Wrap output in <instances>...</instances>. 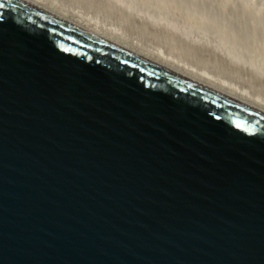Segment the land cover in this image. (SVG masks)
I'll return each mask as SVG.
<instances>
[{
    "label": "water",
    "instance_id": "water-1",
    "mask_svg": "<svg viewBox=\"0 0 264 264\" xmlns=\"http://www.w3.org/2000/svg\"><path fill=\"white\" fill-rule=\"evenodd\" d=\"M0 264H264V114L0 0Z\"/></svg>",
    "mask_w": 264,
    "mask_h": 264
},
{
    "label": "rangeland",
    "instance_id": "rangeland-1",
    "mask_svg": "<svg viewBox=\"0 0 264 264\" xmlns=\"http://www.w3.org/2000/svg\"><path fill=\"white\" fill-rule=\"evenodd\" d=\"M46 1L48 3L56 1L58 3L57 6L67 10L69 13H76L86 18L95 17L101 23L104 22L108 26L120 28L127 38L138 40L142 45L149 48L155 49L157 47L166 54L180 57V59L189 64L204 68L214 75H218L239 87L247 89L251 94L261 95L264 98V76L260 75V72V74L256 73L259 70L255 71L252 66L248 65L251 56H256L260 62L264 60V5L262 4L258 6L257 10L255 9L257 8L255 5L257 6L259 2L262 3L264 0L262 2L261 0L145 1L146 4L153 7L160 6L164 10L165 15L173 17L176 21L185 20L189 21L190 24L191 22L197 23V29L200 30L201 26L203 30V37L199 40L200 42L189 41V39L180 37L171 29V31H168L169 28L164 20H161L160 24H154L148 18V22L143 9L137 12L130 10V12L128 11L129 9L122 5H117V2H112L111 0ZM253 7H255L256 11ZM53 10L57 11L55 8ZM258 20L261 21L262 25ZM256 22L258 23L256 24ZM258 28H261L260 32H258ZM218 37L224 39L223 42L225 44L220 46L222 48L214 47ZM248 38L249 40H247ZM212 40L215 41L213 42ZM229 45L236 47L234 52L238 60L234 58V60L236 59L235 62L227 51ZM242 54L245 56H242ZM229 56L230 58L228 59Z\"/></svg>",
    "mask_w": 264,
    "mask_h": 264
},
{
    "label": "bare ground",
    "instance_id": "bare-ground-1",
    "mask_svg": "<svg viewBox=\"0 0 264 264\" xmlns=\"http://www.w3.org/2000/svg\"><path fill=\"white\" fill-rule=\"evenodd\" d=\"M21 1L39 9L45 13H48V14L53 15L57 18H60L66 22H69V23L73 24L74 26H77L78 28L83 29V30H85L91 34H94V35H96V36H98L104 40H107V41L115 44L116 46H119L120 48L126 49V50H128V51H130V52H132V53H134V54H136V55H138V56H140V57H142V58H144V59H146V60H148V61H150V62H152V63L170 71V72H172L173 74H176L178 76L186 78V79H188L194 83H197L201 86H204L205 88H207L209 90H212V91H214L220 95L226 96L232 100H235L237 102L245 104V105H247L251 108H254L257 111L264 114V98L261 97V95L251 94L247 89L239 87L238 85L232 83L229 80L223 79L218 75H214V74L208 72L207 70H205L204 68H198L192 64H189L186 61H183L182 59H180V57H175V56L168 54V53L166 54L164 51H162L161 49H159L157 47L155 49L149 48L147 46L142 45L138 40H134V39L132 40V38H127L126 35L120 30V28H117V27H114L111 25L108 26L104 22L101 23L95 17L94 18H90V17L86 18V17H81L76 13L75 14L69 13V12H67V10L61 8L60 6H57L58 3H56V1L55 2L51 1L50 3H48L46 0H21ZM111 1L117 2L118 3L117 5L124 6L125 8L129 9L128 11L131 10V11L137 12L138 10L143 9V11L146 14L147 19L149 18L154 24H160V21L164 20L166 22V25L169 28L168 31L173 30L174 32H176V34L178 36L189 39V41L192 40V41L197 42L203 37L202 36L203 30L201 29V26H200V30L197 29V25H196L197 23L191 22V24H190L189 21H185V20L176 21L173 17L165 15L163 12L164 10L160 6H154L153 7L149 4H146V2H145L146 0H111ZM111 1H109V2H111ZM249 1H251V0H249ZM262 1L263 0H261V2ZM259 3L257 6L255 5V7H257V8L253 7V9L255 8L257 10L258 6H261L262 4L264 5V1L260 4ZM54 8L57 11L53 10ZM182 16H183V14H182ZM263 16H264V11H263ZM256 18H257V16H256ZM149 19H148V22H149ZM257 19H259V18H257ZM261 19H263V18L261 17ZM258 21H260V20H258ZM257 23L258 22H256V24ZM260 23H261V21H260ZM261 25H262V23H261ZM206 26H207V24H206ZM263 27H264V25H263ZM260 29L258 30V32H260ZM261 34H262V32H261ZM223 40L224 39L222 37H218L217 40L215 41L216 46H214V47L217 48V46H218L219 48H222L220 46L225 44L223 42ZM247 40H249V38ZM210 41H211V39H210ZM235 49H236V47L230 46V45L228 46V49H227L232 60H234V58H236V56H235L236 54L234 52ZM230 56L228 57V59L230 58ZM242 56H245V55L242 54ZM236 59L238 60V58H236ZM235 60H234V62H235ZM248 62H249L248 65L252 66L253 70H255V71L259 70V71H256V73L260 72L261 74L260 73L259 74L264 76V60L262 62H260L256 56H251L250 61H248ZM243 66H247V65H243ZM252 67H251V69H252Z\"/></svg>",
    "mask_w": 264,
    "mask_h": 264
}]
</instances>
